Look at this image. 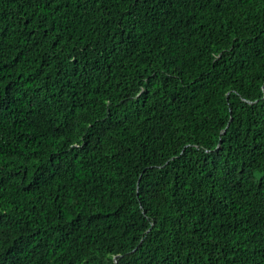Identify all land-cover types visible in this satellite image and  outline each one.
I'll use <instances>...</instances> for the list:
<instances>
[{"label":"trees","instance_id":"trees-1","mask_svg":"<svg viewBox=\"0 0 264 264\" xmlns=\"http://www.w3.org/2000/svg\"><path fill=\"white\" fill-rule=\"evenodd\" d=\"M0 264H264V0H0Z\"/></svg>","mask_w":264,"mask_h":264}]
</instances>
